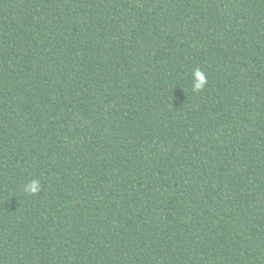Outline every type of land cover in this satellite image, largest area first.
Listing matches in <instances>:
<instances>
[{"label":"trees","instance_id":"obj_1","mask_svg":"<svg viewBox=\"0 0 264 264\" xmlns=\"http://www.w3.org/2000/svg\"><path fill=\"white\" fill-rule=\"evenodd\" d=\"M0 264H264V0H0Z\"/></svg>","mask_w":264,"mask_h":264},{"label":"clouds","instance_id":"obj_2","mask_svg":"<svg viewBox=\"0 0 264 264\" xmlns=\"http://www.w3.org/2000/svg\"><path fill=\"white\" fill-rule=\"evenodd\" d=\"M193 83L192 90L194 92H200L204 89L207 84L206 74L199 68H195L192 72ZM23 189L28 194H38L42 190L41 181L39 179H32L23 185Z\"/></svg>","mask_w":264,"mask_h":264}]
</instances>
